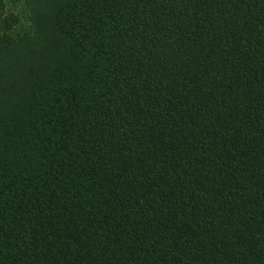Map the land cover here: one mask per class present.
Wrapping results in <instances>:
<instances>
[{
	"label": "trees",
	"instance_id": "trees-1",
	"mask_svg": "<svg viewBox=\"0 0 264 264\" xmlns=\"http://www.w3.org/2000/svg\"><path fill=\"white\" fill-rule=\"evenodd\" d=\"M0 264H264V0H0Z\"/></svg>",
	"mask_w": 264,
	"mask_h": 264
}]
</instances>
